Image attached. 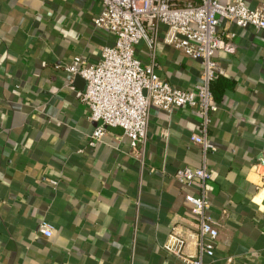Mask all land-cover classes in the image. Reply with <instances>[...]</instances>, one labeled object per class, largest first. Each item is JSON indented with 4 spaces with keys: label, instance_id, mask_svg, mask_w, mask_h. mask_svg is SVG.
Instances as JSON below:
<instances>
[{
    "label": "crops",
    "instance_id": "1",
    "mask_svg": "<svg viewBox=\"0 0 264 264\" xmlns=\"http://www.w3.org/2000/svg\"><path fill=\"white\" fill-rule=\"evenodd\" d=\"M101 10L100 0H0V264H182L163 246L176 234L183 254H197L185 195L198 191L173 175L203 164L219 223L203 264H264V31L218 28L235 37L233 53L215 55L217 78L231 84L207 127L216 151L191 142L203 131L190 107L150 109L136 149L120 128L89 147L96 124L76 96L82 79L63 68L75 56L96 64L114 44L93 28ZM141 48L136 55L148 62ZM154 68L176 88L199 83L200 62L161 40ZM42 222L50 237L38 232Z\"/></svg>",
    "mask_w": 264,
    "mask_h": 264
},
{
    "label": "built area",
    "instance_id": "2",
    "mask_svg": "<svg viewBox=\"0 0 264 264\" xmlns=\"http://www.w3.org/2000/svg\"><path fill=\"white\" fill-rule=\"evenodd\" d=\"M102 10L92 19L93 28L114 36V44L100 50V60L89 65L81 56L63 69L85 82L77 90L79 101L89 110V119L96 124L88 140L95 147L108 128H120L136 149L146 138L149 111L158 109L167 114L182 107L194 108L201 117L202 134L191 135L203 154L216 151L207 136L210 116L217 111L210 90L211 83L222 74L215 60L218 51L234 52L228 32L224 37L218 28L223 23L244 29L264 31V3L250 9L245 0H100ZM201 65L199 83L192 89H180L162 79L154 68L159 41ZM143 42L148 62L136 56V46ZM57 69H59L57 67ZM264 165V155L260 158ZM173 177L185 187H195L197 195L186 194L195 219L189 234L197 254L185 255V239L172 234L164 244L166 252L182 264H203V257L214 255L218 237V221L211 215L205 185L211 173L203 164L192 169L176 170ZM55 183H53L54 185ZM38 232L50 237L53 227L42 222Z\"/></svg>",
    "mask_w": 264,
    "mask_h": 264
},
{
    "label": "trees",
    "instance_id": "3",
    "mask_svg": "<svg viewBox=\"0 0 264 264\" xmlns=\"http://www.w3.org/2000/svg\"><path fill=\"white\" fill-rule=\"evenodd\" d=\"M231 88L229 80L216 78L210 85L212 99L215 104L222 100L225 92Z\"/></svg>",
    "mask_w": 264,
    "mask_h": 264
},
{
    "label": "rangeland",
    "instance_id": "4",
    "mask_svg": "<svg viewBox=\"0 0 264 264\" xmlns=\"http://www.w3.org/2000/svg\"><path fill=\"white\" fill-rule=\"evenodd\" d=\"M141 47H144V43L143 42H140L138 44V46L136 47V54L140 55V52H143L142 48ZM137 56V55H136ZM141 60V59H140Z\"/></svg>",
    "mask_w": 264,
    "mask_h": 264
},
{
    "label": "water",
    "instance_id": "5",
    "mask_svg": "<svg viewBox=\"0 0 264 264\" xmlns=\"http://www.w3.org/2000/svg\"><path fill=\"white\" fill-rule=\"evenodd\" d=\"M77 78H78V80H80L79 77H77ZM81 82H82L83 89H84V87H85V82H84L83 80H82Z\"/></svg>",
    "mask_w": 264,
    "mask_h": 264
}]
</instances>
